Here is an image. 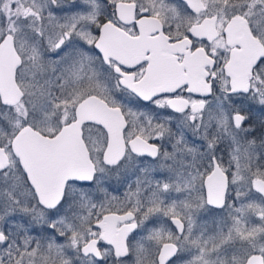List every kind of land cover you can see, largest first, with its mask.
<instances>
[{"label": "snow or ice", "instance_id": "obj_1", "mask_svg": "<svg viewBox=\"0 0 264 264\" xmlns=\"http://www.w3.org/2000/svg\"><path fill=\"white\" fill-rule=\"evenodd\" d=\"M0 264H264V0H0Z\"/></svg>", "mask_w": 264, "mask_h": 264}]
</instances>
